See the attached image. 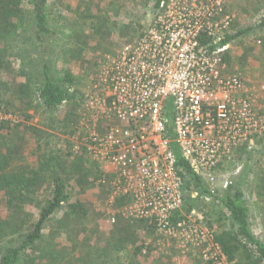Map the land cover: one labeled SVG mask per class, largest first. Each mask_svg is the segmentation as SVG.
<instances>
[{"label":"built area","instance_id":"built-area-1","mask_svg":"<svg viewBox=\"0 0 264 264\" xmlns=\"http://www.w3.org/2000/svg\"><path fill=\"white\" fill-rule=\"evenodd\" d=\"M231 24L227 0H161L145 28L101 66L71 135L73 153L85 151L98 168L110 223L144 221L208 264L227 258L185 207L188 195L208 200L214 191L197 189L187 166L214 182L237 148L256 141L264 148V85L255 93L228 72L221 42Z\"/></svg>","mask_w":264,"mask_h":264},{"label":"trees","instance_id":"trees-1","mask_svg":"<svg viewBox=\"0 0 264 264\" xmlns=\"http://www.w3.org/2000/svg\"><path fill=\"white\" fill-rule=\"evenodd\" d=\"M150 2L151 0H147V3ZM160 2L161 0H154V9ZM48 3L49 0H0V113L18 118V121L12 119L0 121V129L8 132L1 136L0 142V241L8 238L9 234L12 236L20 234L19 238L22 239L15 246L4 251L0 249V264H22L28 251L34 255L26 257L28 261L25 263L37 264V260L40 259L36 254L37 243L43 239L46 226L53 216L62 211L56 231L58 235L64 234L61 230L63 227L69 228L68 233L73 230L77 233L87 232L85 227L74 229L72 225L77 224L79 220L87 219L90 207L81 197L71 201L68 187L80 186L84 189L94 183L101 190L102 199L105 198V193L98 183L100 175L98 168L87 158L86 152L73 153V142L68 140L65 152L59 151L58 154L50 151L44 155L40 154L42 149L48 146V142L44 141L47 132L30 123L34 115L29 111L41 106L46 112H55L61 106H73L72 100L75 97L72 89L74 78L66 74L62 80L57 79L52 75V64L47 59V53L54 48L55 34L48 19ZM233 24L232 22L230 30L226 32L221 46L229 45L236 37L232 29ZM260 25L264 27V21ZM27 42L32 43L34 51L26 52V49L22 48ZM226 52L224 59L227 62ZM7 93L9 99L3 98ZM78 120L79 116L74 110H68L62 118L64 126H73L72 134ZM31 141L35 142L36 147L34 152L31 149L30 154L37 156L38 165H32L29 162V155L24 154V150L29 149L27 147L31 145ZM63 156L73 157L72 161L68 163L69 159ZM89 160L96 173L86 166ZM187 168L189 177L196 183L197 189L202 188V191L207 193L201 178L188 166ZM260 179L259 183L264 190V175ZM187 198L185 211L190 213L193 210L192 203L201 197L191 199L188 195ZM221 202L233 230L215 235V240L221 245L228 262L264 264V242L252 230L244 191L238 185L230 183ZM33 207L37 208L35 214L30 210ZM104 213L100 211L96 215L101 217ZM34 219L36 221L28 228V222ZM111 226L114 227L113 230L99 236L93 249L79 252V257H74L75 254H72L74 256L70 259L62 256L60 263H55L57 257H51L50 262L154 264L153 257L144 253L148 248L145 245L146 241L143 240V234L146 233L157 237L154 227L148 226L144 221L125 220L121 217H117ZM76 247L78 246H73L72 251ZM163 264L171 262L166 261Z\"/></svg>","mask_w":264,"mask_h":264},{"label":"rangeland","instance_id":"rangeland-1","mask_svg":"<svg viewBox=\"0 0 264 264\" xmlns=\"http://www.w3.org/2000/svg\"><path fill=\"white\" fill-rule=\"evenodd\" d=\"M47 11L55 33L54 48L47 53V59L52 64V75L62 80L66 74H70L74 78L72 89L75 97L72 100L73 106L67 104L68 106H61L55 112H46L41 106L29 111L34 115L30 123L47 132L44 141L48 142V146L40 152L43 155L50 151L58 154L59 151L65 152L74 128L72 125L64 126L62 118L68 110H74L78 115L82 100L103 63L114 58L126 42L137 36L147 25L154 12V0L150 3L147 0H49ZM227 14L232 18V29L236 34L226 50L228 72L242 77L247 88L257 93L260 86L264 85V27L260 25L264 21V0H227ZM22 48L26 52L35 50L30 42L24 43ZM3 98L9 99V93ZM258 104L264 109V95L259 97ZM9 119L18 121L17 116L0 113V121ZM19 133L22 134L20 131ZM4 134H8L7 130L0 129V142ZM35 147V142L31 141V145L27 147L29 149L24 150L32 165H38L37 156L30 154ZM64 158L69 159V163L73 157ZM86 166L94 172L95 168H92L90 160ZM263 175L264 148L260 143L256 141L254 145L237 148L220 165L214 182L204 181L206 192L214 191V194H210L208 200L194 201L190 213L195 218L201 217L204 226L214 235L233 230L221 199L225 194L226 183H234L244 191L252 230L264 242V190L259 183ZM68 189L71 201L81 197L90 207L88 218L72 225L74 229L85 227L87 232L77 233L73 230L68 233L69 228L63 227L61 230L64 234L58 235V221L63 211L55 214L46 226L43 239L37 243L36 254L40 257L37 264H54L50 262L51 257H57L55 263H60L62 256L70 259L75 254L74 257H79V252L93 249L96 239L114 228L109 221V212L104 207L101 190L94 183L84 189L80 186ZM36 209L30 208L34 214L37 213ZM100 211L105 212L101 217L96 215ZM35 221H29L27 227ZM19 236L20 234H9L8 238L0 241V249L4 251L21 242ZM143 237L148 248L147 255L153 257L154 264L166 261L171 264H208L202 259L201 251H186L181 242L165 241L147 233ZM74 244L78 247L72 251ZM89 245L91 247H87ZM33 255L29 251L25 254L26 257ZM26 257L22 264L28 261ZM227 264H230L228 260Z\"/></svg>","mask_w":264,"mask_h":264}]
</instances>
